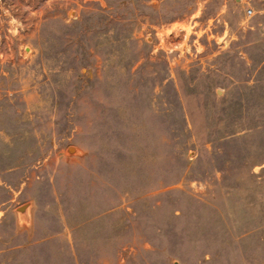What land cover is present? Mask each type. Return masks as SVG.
<instances>
[{
	"label": "rangeland",
	"instance_id": "374dc122",
	"mask_svg": "<svg viewBox=\"0 0 264 264\" xmlns=\"http://www.w3.org/2000/svg\"><path fill=\"white\" fill-rule=\"evenodd\" d=\"M0 264H264V0H0Z\"/></svg>",
	"mask_w": 264,
	"mask_h": 264
},
{
	"label": "built area",
	"instance_id": "2783aa9c",
	"mask_svg": "<svg viewBox=\"0 0 264 264\" xmlns=\"http://www.w3.org/2000/svg\"><path fill=\"white\" fill-rule=\"evenodd\" d=\"M246 15H250L251 14V9L250 8H247L246 11H245Z\"/></svg>",
	"mask_w": 264,
	"mask_h": 264
},
{
	"label": "water",
	"instance_id": "95a60500",
	"mask_svg": "<svg viewBox=\"0 0 264 264\" xmlns=\"http://www.w3.org/2000/svg\"><path fill=\"white\" fill-rule=\"evenodd\" d=\"M69 148V147H68Z\"/></svg>",
	"mask_w": 264,
	"mask_h": 264
}]
</instances>
